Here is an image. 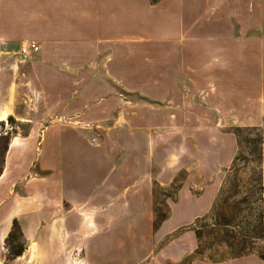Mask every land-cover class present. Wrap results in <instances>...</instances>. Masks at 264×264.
Listing matches in <instances>:
<instances>
[{
  "label": "rangeland",
  "instance_id": "1",
  "mask_svg": "<svg viewBox=\"0 0 264 264\" xmlns=\"http://www.w3.org/2000/svg\"><path fill=\"white\" fill-rule=\"evenodd\" d=\"M171 18L178 22L181 33V14L174 13ZM232 25L235 31L231 40L236 47L228 56L236 57L239 63L259 64L264 59L261 21L248 20L239 8L238 19ZM169 41L182 43L183 38L179 36ZM164 42L162 38L147 37L128 42L124 54L126 78L125 84L121 85L113 82L117 69H111V75L105 81L96 78L99 72L91 68L89 70L97 72L91 80L94 84L70 85L58 78L56 72L52 76L45 71L32 73L31 66L37 60L34 54L24 58L0 53V177L3 175L0 179V204L12 193H16L18 203H22V180L29 175L40 131L50 123H64L82 127L91 143L108 142L119 161L122 158L129 162L140 159L145 164L147 159L150 160L151 179L147 177L148 181L141 183L151 189L152 221L156 216L154 209L167 216V206L175 207L180 203L190 208L188 216L191 221L162 240L154 241L155 244H148L143 257L153 255L177 236H182L186 248L194 250L196 239L190 229L196 218L208 214L219 191L221 201L228 191L237 190L227 204L244 209L242 216L245 220H253L260 210L259 204L254 203L250 207L249 204L237 203L255 187L234 190L229 182L236 168L238 177L244 183L254 180L255 167L259 166L261 173L264 172V158L261 155L259 160L257 154H252L253 150H258L260 143L261 149L264 146V96L259 100H249L241 95L243 86L235 89L228 81L220 83V77L210 79L198 76L194 69L186 66V59L176 51L177 47ZM209 57L213 59V55ZM102 58L97 61L101 62ZM214 59L219 60V55H215ZM80 72L86 74L87 71L81 69ZM36 75L41 80L46 79L45 83L35 79ZM97 81L101 84H96ZM215 89L219 91L217 95L213 93ZM249 104L256 106L255 121L262 123L257 127L239 128V124L244 122L240 114ZM17 142H23V154L13 155L14 162L5 172L6 160ZM237 156H244L247 160H238L233 165ZM172 162V180L168 182L163 177L156 180L157 174L166 173V165ZM34 173L35 177L42 175L38 170ZM125 182L126 188L121 192L125 196L117 203L135 205L137 203L129 199L135 188L134 182ZM209 185H212V191L204 198L203 189ZM177 192L186 196L181 202ZM201 202H204L203 207H199ZM143 203L144 197L139 206L143 207ZM262 212L264 216L263 201ZM123 214L129 216L126 211L114 213L107 221L105 228L111 236L117 234V228L120 229L122 224L118 226L112 219ZM1 219L0 264H86L82 251L76 250L78 245L64 248L54 239L40 243L37 229L41 224L37 218L27 220L28 227L25 229L16 218L12 221ZM13 221L18 227L14 230ZM42 223L44 225L45 222ZM214 224L212 217L201 222L200 256L195 257L193 264H264L259 258V254L264 255V234L249 251L250 254L237 257V247L230 245L229 236L221 231L217 233L216 229L209 232ZM10 233L12 237L8 238ZM19 247L22 253L14 258L12 254ZM114 250L111 246L110 252ZM192 251L184 256L181 264H185V257Z\"/></svg>",
  "mask_w": 264,
  "mask_h": 264
},
{
  "label": "crops",
  "instance_id": "2",
  "mask_svg": "<svg viewBox=\"0 0 264 264\" xmlns=\"http://www.w3.org/2000/svg\"><path fill=\"white\" fill-rule=\"evenodd\" d=\"M239 8L248 20L261 21L264 37V0H160L156 4H150L149 0H0V53L26 58L19 54V46L35 43L38 49L32 54L37 60L31 66L34 74L45 71L52 76L56 72L63 82L79 85L94 84L91 80L97 72L96 78L106 81L110 70L117 69L112 74L113 82L121 85L126 78V44L141 37L162 38L177 47L176 51L186 59V66L198 76L220 77V83L228 81L235 89L243 86L240 91L243 97L259 100L264 96V59L254 65L248 61L239 63L236 57L228 56L236 47L231 40L235 31L232 23L238 19ZM174 13L182 16L181 33L178 22L171 18ZM179 36L182 43L169 41ZM208 55H213V59ZM215 55H219V60L214 59ZM99 58L101 62L97 61ZM81 69H86V74ZM36 78L46 81L37 75ZM218 92L213 91L214 95ZM255 109L254 104L243 108L240 118L244 122L239 128L262 123L255 121ZM85 132L73 124L44 126L36 139L29 175L22 180V203L12 193L0 204V217L5 221L18 219L23 229L28 227L27 220L37 218L41 224L37 229L40 243L54 239L64 248L78 245L76 250L82 251L86 264H181L193 250L183 245L182 236L165 243L151 256L143 255L148 244L153 245L188 224L190 208L180 203L167 206L168 215L153 230L151 189L141 183L150 178V160L145 164L140 159L119 161L108 142L91 143ZM22 143L13 147L5 172L15 156L23 154ZM261 151L264 158V146ZM170 167L174 168L173 162L166 165V173L157 174L156 180L163 177L171 181L174 173ZM35 170L42 175L35 177ZM261 177L264 194V172ZM129 180L135 186L129 199L137 204H119L117 200L124 198L121 192ZM211 191L212 185L205 186L202 196L207 198ZM142 197L143 207L139 206ZM178 197L181 202L186 196L179 192ZM203 206L204 202L199 203V207ZM124 211L128 217L123 214L112 219L118 226L122 224L117 234L111 236L105 228L107 221L114 213ZM111 246L115 249L112 253ZM196 246L195 240L185 264H193L196 258L188 257Z\"/></svg>",
  "mask_w": 264,
  "mask_h": 264
},
{
  "label": "trees",
  "instance_id": "3",
  "mask_svg": "<svg viewBox=\"0 0 264 264\" xmlns=\"http://www.w3.org/2000/svg\"><path fill=\"white\" fill-rule=\"evenodd\" d=\"M160 0H149L150 4H156ZM12 121V118H8ZM261 145L258 148V150H253L252 154H257L258 159L260 160L261 156ZM238 160H247L246 157L240 156L235 157L233 161V165ZM259 163V161H257ZM234 169V168H233ZM238 168L233 170L232 179L231 182H229L230 186L235 189L238 187H247L250 189L251 187H255V190H252L250 194L244 195L240 202L237 204H249L250 207L254 203H258V207H260L259 212H257L254 215L253 220L246 221L245 216H242V212L244 209L237 207L235 205H229L227 204V200H229L231 197H234L236 195L237 190L231 192H227V194L222 198L220 201V191L213 202L211 209L209 210L208 214L197 218L194 222V226L190 230L193 231L195 239H196V249L193 252L191 256H189V259L195 258L200 256V247H201V239H202V231L201 229V222L207 219V217H212L215 221V224L212 225L209 229V232H213L216 229V232L219 233L224 232L227 236L230 237V245L237 247L236 256H244L247 254H250L249 251L254 248L257 241L261 240L263 238L264 234V216L262 212V201H263V188H262V177H261V169L260 167H255V178L254 180H251V183H244L241 181V179L238 177ZM222 190V189H221ZM260 194V196H259ZM225 203V205H224ZM155 212V220L153 221L152 228L153 230L157 229L159 224L165 219L166 216L161 215L160 211L157 209H154ZM18 228L16 221L12 222V230ZM13 232V231H12ZM12 233L9 234L8 238L12 235ZM22 253V248L19 247L12 256L18 257ZM260 260L264 262V255L259 254Z\"/></svg>",
  "mask_w": 264,
  "mask_h": 264
},
{
  "label": "built area",
  "instance_id": "4",
  "mask_svg": "<svg viewBox=\"0 0 264 264\" xmlns=\"http://www.w3.org/2000/svg\"><path fill=\"white\" fill-rule=\"evenodd\" d=\"M38 49V46L35 43L22 44L19 48V54L24 56H29L32 53H35Z\"/></svg>",
  "mask_w": 264,
  "mask_h": 264
}]
</instances>
